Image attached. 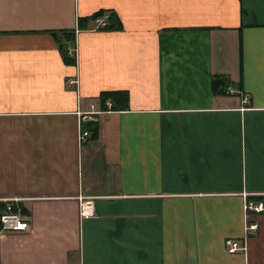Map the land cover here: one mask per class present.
Here are the masks:
<instances>
[{"label": "crops", "instance_id": "crops-1", "mask_svg": "<svg viewBox=\"0 0 264 264\" xmlns=\"http://www.w3.org/2000/svg\"><path fill=\"white\" fill-rule=\"evenodd\" d=\"M99 11L120 27H79ZM247 199L264 203V0H0V203L31 223L0 224V264H264Z\"/></svg>", "mask_w": 264, "mask_h": 264}, {"label": "built area", "instance_id": "built-area-1", "mask_svg": "<svg viewBox=\"0 0 264 264\" xmlns=\"http://www.w3.org/2000/svg\"><path fill=\"white\" fill-rule=\"evenodd\" d=\"M109 13L105 12L102 15L95 18L94 23L97 28H103L108 25ZM70 55L74 56L77 52L76 44H69L68 47ZM71 84H75V81H71ZM229 92H233L232 88H228ZM245 103H249V98H244ZM109 108L112 104L107 103ZM94 108V105L92 106ZM103 111H95L94 109L90 112L84 114V120L86 121H97L98 117L101 115ZM89 136L88 131H83L79 134V141L84 142L86 138ZM247 196V195H245ZM246 209V226H245V239H248L250 236L256 235L258 231V222L252 219V216L260 215L264 213V203L263 201H254L247 199L245 202ZM82 216H90L91 208L89 205H85L82 207ZM253 214V215H252ZM1 227L6 231H15V232H25L30 228V218L23 212V209L19 205L18 200L11 201L6 203V208L4 210L3 215L1 216ZM225 245L227 251L229 253H235L239 250H243L244 247L241 245V241L236 239L228 238L225 240Z\"/></svg>", "mask_w": 264, "mask_h": 264}, {"label": "trees", "instance_id": "trees-1", "mask_svg": "<svg viewBox=\"0 0 264 264\" xmlns=\"http://www.w3.org/2000/svg\"><path fill=\"white\" fill-rule=\"evenodd\" d=\"M104 12L103 11H99L95 14H93L91 17L89 18H82L78 20V25L79 27H81V29L85 28L84 24L87 23L88 21H95V18L102 15ZM120 25L117 23V21L115 20V18L113 17V13H109V20H108V25L101 28V29H117L119 28ZM72 37H65L64 42L62 44V48H63V54L65 56V59H67L69 61V63L71 64H75L76 63V57L70 55L68 47L69 44L74 43L72 42ZM213 87L215 88V91L217 89H226L227 88V82H224V79H220L217 78L214 80L213 83ZM100 101L101 104L103 105V108H107V102L109 100H111L112 102V108H115L116 110H126L127 108V101H128V96L127 93L125 91H105L102 92L100 95ZM86 130V129H85ZM6 208V204L4 203H0V217L2 216L4 210Z\"/></svg>", "mask_w": 264, "mask_h": 264}, {"label": "bare ground", "instance_id": "bare-ground-1", "mask_svg": "<svg viewBox=\"0 0 264 264\" xmlns=\"http://www.w3.org/2000/svg\"><path fill=\"white\" fill-rule=\"evenodd\" d=\"M73 44H75V42L73 43ZM76 54H77V52H76ZM75 57H76V55H75ZM107 103H109V101L107 102ZM111 103V102H110ZM112 104V103H111ZM108 106V105H107ZM112 107V106H111ZM108 108H109V106H108ZM83 131H86L85 129H82V131L81 132H83ZM80 134V133H79ZM87 139V138H86ZM86 141V140H85ZM82 143V142H81ZM91 208V207H90ZM4 213V212H3ZM93 213V210L91 209V214ZM3 215V214H2ZM27 215V214H26ZM0 221H1V217H0ZM1 224V223H0ZM1 229L3 230V227H1ZM3 231H6V230H3ZM11 232H15V231H11ZM242 245V244H241ZM243 246V245H242ZM244 248H245V246H243ZM244 250V249H243ZM240 251V250H239Z\"/></svg>", "mask_w": 264, "mask_h": 264}]
</instances>
